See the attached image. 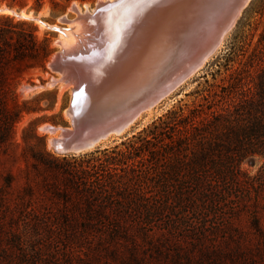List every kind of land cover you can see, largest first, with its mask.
I'll list each match as a JSON object with an SVG mask.
<instances>
[{"label": "rangeland", "instance_id": "obj_1", "mask_svg": "<svg viewBox=\"0 0 264 264\" xmlns=\"http://www.w3.org/2000/svg\"><path fill=\"white\" fill-rule=\"evenodd\" d=\"M15 1L18 3L9 7L11 0H0V8L20 12L29 19L15 18L8 11L0 14L32 23L37 28V37L49 41L51 53L43 69L34 67L19 73L9 70L4 87L9 93L0 100V138H5L0 141V264H264V178H253L264 163L261 157H255L251 166L241 165L239 180L230 182L229 191L227 183L224 184L226 194L221 204L212 207L201 224H168L165 217L157 227H146L141 233L135 231V242L101 246L67 243L60 237L61 231L45 226L50 225L47 222L36 226V217L59 222L60 212L64 211V204L54 191L61 186L60 173L54 177L43 164L48 161L46 157L36 160L35 156L41 154L43 144L53 157L59 160L62 157L47 145L50 135L39 129L51 125L59 132L62 125L68 126L63 109L71 94V85L63 89L59 88L62 82L47 86L52 78H59L47 64L60 48L56 45L57 33L37 20L63 27L60 18L69 21L75 18L68 10L71 3H77L80 12L83 9L91 12L96 0H70L61 10L54 9L49 0H43L38 11L32 8L33 0ZM54 1L64 3V0ZM238 67L247 81L258 68L264 67V0H251L201 68L158 102L150 113L143 114L128 131L101 142L89 152L66 157L112 148L169 110L201 103L202 96L216 90L217 85L226 84L228 75ZM43 92L53 94L36 99ZM24 102L25 108L31 110H23L16 117L14 104L22 107ZM54 115L61 118L57 125L46 120ZM8 118L17 119L10 122L9 135L3 136L5 125L1 122ZM33 132L40 139L34 138Z\"/></svg>", "mask_w": 264, "mask_h": 264}, {"label": "trees", "instance_id": "obj_2", "mask_svg": "<svg viewBox=\"0 0 264 264\" xmlns=\"http://www.w3.org/2000/svg\"><path fill=\"white\" fill-rule=\"evenodd\" d=\"M49 1L61 10L70 0ZM42 3L33 0L32 8L38 11ZM50 53L49 41L37 37L32 23L0 14V100L9 93L4 89L9 70L43 69ZM240 70L235 68L227 83L202 96L201 103L169 110L112 148L59 160L42 144L35 159L45 156L44 166L54 177L60 173L61 186L54 191L64 211L59 222L36 217V226L47 222L67 243L101 246L135 242V231L157 227L165 217L168 224L203 223L212 207L221 204L224 184L229 191L230 182L239 180L241 165L264 159V67L250 81ZM46 94L53 93L36 99ZM25 105L14 104L16 117L31 110ZM16 119L2 120L3 136ZM46 120L57 125L61 118ZM33 137L40 139L34 132ZM255 176L263 180L264 163Z\"/></svg>", "mask_w": 264, "mask_h": 264}, {"label": "water", "instance_id": "obj_3", "mask_svg": "<svg viewBox=\"0 0 264 264\" xmlns=\"http://www.w3.org/2000/svg\"><path fill=\"white\" fill-rule=\"evenodd\" d=\"M205 1L208 2L192 0L174 20V23L178 21L177 27L172 28L174 23L169 22L168 26L164 25L165 29L160 31L158 36L142 48L143 53H146L157 44V48L152 52H155L154 55L151 54L154 60L151 58L153 64L148 71L150 79L143 85L139 96L130 95L123 102L116 101L115 94L88 93L90 89L87 91L86 83H82L80 78L71 77L67 71L64 62H67L68 57L59 56L58 51L54 52L51 55L53 59L48 62L49 69L55 73L62 72L66 76L64 83L71 85V95L63 109L68 126L62 125L57 136L47 138L46 143L52 152L60 156L83 154L95 149L101 140L110 135L122 134L145 107L160 102L201 68L205 59L213 55L219 39L233 28L251 0H225L224 8L210 15L206 14L209 9H204ZM107 3L109 2L94 3L92 7L95 9V15L78 14L77 18H98L101 15L97 14L98 6L103 8ZM4 10L11 12L15 18H21L20 12L0 8V12ZM180 17L179 22L177 19ZM62 22L65 24L66 20ZM49 30L58 34L56 29ZM197 31L201 33L199 36ZM147 34L148 30L143 31L142 37H149L150 33L148 36ZM116 37L113 41L120 44L123 34ZM101 51L97 53L98 59L101 57ZM145 78L147 79V76ZM54 81L53 84L61 82L57 79ZM53 128L51 125L43 126L46 133L51 132Z\"/></svg>", "mask_w": 264, "mask_h": 264}, {"label": "bare ground", "instance_id": "obj_4", "mask_svg": "<svg viewBox=\"0 0 264 264\" xmlns=\"http://www.w3.org/2000/svg\"><path fill=\"white\" fill-rule=\"evenodd\" d=\"M191 1L151 0V2L145 3L131 14L119 15L111 22L107 21L102 14L98 18L92 16L89 18L90 20L79 19L77 18L78 14L95 15V9L92 8L91 12L83 9L80 12L77 3H71L68 10L75 15V18L71 21L64 17L60 18L59 22L61 23H63V20H66L63 27L49 25L36 20L41 26L58 31L56 42V45L60 48L58 54L62 57H68L67 62H64V64L71 77L75 79L80 78L82 83H86L87 91L90 89L88 93L92 95H102L107 92L110 95L115 94L116 101L123 102L130 95L134 97L139 96L142 93L143 85L150 79L148 71L153 64V61L151 62V54L157 48V44H152L153 46L151 45L152 47L146 53H143L142 48L158 36L160 31L165 29L164 25L168 26L171 21V24L174 23V20ZM97 2H109V0H96L95 3ZM205 4L204 9H209L206 14L210 15L222 10L226 1L208 0V2L205 1ZM20 17L29 19V16L25 14L20 15ZM180 19L181 17L177 20L180 22ZM151 23L152 25H150ZM177 26L178 21L174 23L172 28ZM146 30H148L147 36L149 33L150 36L143 38L142 32ZM196 33L198 36L201 34L198 31ZM119 34H123L120 44L113 41L116 36L118 38ZM225 35L219 39L216 49ZM100 51L101 57L98 59L97 53ZM140 54V58L136 60ZM52 59L53 56L50 57L49 61ZM152 60L154 59L152 58ZM47 66L49 68V64ZM57 74L59 75L57 80L63 83L60 85V89L70 86L64 83L66 76L62 72H57ZM146 76L147 79L145 78ZM54 80L52 78L51 82H55ZM53 82L48 83L47 86H52ZM157 103L155 102L153 105L145 107L124 132L128 131L129 127L140 119L143 114L150 113ZM39 130L46 133L43 126ZM48 134L50 135L49 137H55L59 132L56 128H53ZM122 134H112L106 139L101 140L97 146L103 141L119 137Z\"/></svg>", "mask_w": 264, "mask_h": 264}, {"label": "snow or ice", "instance_id": "obj_5", "mask_svg": "<svg viewBox=\"0 0 264 264\" xmlns=\"http://www.w3.org/2000/svg\"><path fill=\"white\" fill-rule=\"evenodd\" d=\"M151 0H109L103 8H97V14H102L105 19L111 22L115 17L122 14H131L134 10L140 8Z\"/></svg>", "mask_w": 264, "mask_h": 264}]
</instances>
